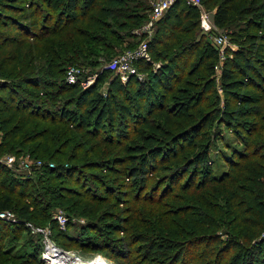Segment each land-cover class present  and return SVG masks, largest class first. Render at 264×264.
<instances>
[{
	"label": "trees",
	"instance_id": "trees-1",
	"mask_svg": "<svg viewBox=\"0 0 264 264\" xmlns=\"http://www.w3.org/2000/svg\"><path fill=\"white\" fill-rule=\"evenodd\" d=\"M18 1L21 4H15V0H0V75L10 78L8 81L0 79V130L6 139L0 143V153L8 146L7 139L16 138L33 118L36 120L34 130L30 135L21 137L18 144L46 136L48 129L37 128L39 122L48 120L55 124L65 123L67 128L74 127L99 138L95 143L97 147L102 142L108 146L121 145L118 151L130 149L128 142L133 138L132 133L146 142L143 146L148 147L138 164L131 154L126 159L116 155V152L114 157L101 159L102 164L95 161L81 166V170L76 165L64 167L62 164L45 169L50 181L61 180L62 185L58 188L52 185L45 187L42 182L47 179L40 174L36 181L26 176L11 175L0 163V211L13 210L19 218L18 222L0 220V264H47L40 256L41 241L38 244L35 240L31 243L28 241V249L24 253L11 255L12 250L9 249V245L18 241L24 233L26 221H32L35 217L42 221L51 219L50 197L42 195L54 191L60 198L70 193L79 195L73 191L72 182L78 184L87 175L103 185L97 175L84 170H114L108 165L102 166L107 161L129 163V178H140L145 184L151 168H156L164 160L168 162L177 158L179 152L190 146H196V138L210 122L209 115L202 112L201 104L208 92L219 53L209 35L204 33L199 38L198 7L188 4L186 0H175L158 21L157 30L148 43L152 58L165 59L166 64L153 72L149 62L139 60L140 71L148 72L146 80L130 76L124 83L118 76L110 82L106 96L100 91L94 94V87L82 89L79 82L68 83L65 71L63 73L66 67L64 61L71 59L70 62H79L80 58H86L83 61L90 59L91 62H98L100 51L105 47L106 51L113 50L111 39H121V30L131 34L133 28L146 20L150 5L145 0ZM203 5L216 10L214 21L219 26L227 24L233 12L248 24L249 29L260 30L264 22V2L258 3V0H203ZM117 16H122L124 20H117ZM111 19L114 20L113 25ZM244 23L236 32L244 46L227 57L221 78L227 95L226 103L251 104L244 107L246 113L243 114L254 117L243 126L247 134L244 143L249 150L247 153L238 152L236 155L239 159L229 161L231 169L217 179L228 177V172L233 174L235 166L244 160L239 169L248 173L245 178L259 190L254 192L245 188L252 191L249 202L252 207L242 211L249 213L243 217L244 227L241 229V233L246 234L247 242L238 237L222 239L216 233L177 240L166 235L153 236L142 232L134 234L133 241L140 243L137 250H144V260L156 259L163 264H222L231 255L228 264H264V236L257 238L264 229V198L261 197L264 194V141L253 139L260 130H264V103L253 105L264 101V30L261 34L255 31L244 33ZM87 24L92 27L88 28ZM255 40L259 43L250 45ZM57 59L59 63H55ZM57 67V73L64 74L59 80L55 78ZM102 71L103 74L112 72L108 68ZM240 88L243 92L246 89L255 91L257 98L251 93H240ZM242 96L244 99L240 98ZM169 98L174 100L173 105L172 101L166 103ZM143 99L147 102L146 110L140 105ZM179 115L185 121H176L174 117ZM155 118L161 119L167 126L179 128L178 131L174 133L172 129L158 125L157 130L170 137L162 142V137L144 135L145 126ZM106 121L108 128L103 129ZM60 133V130L51 132L46 139L49 146L52 143L55 148L59 146L57 140L62 136ZM143 146L135 148L143 150ZM187 158L182 164L194 162L193 154ZM183 168L182 171L176 169L170 172L173 180L188 174L189 169ZM188 179V184L190 181L192 183L194 175H189ZM37 182L41 184L40 191ZM256 215L263 217L262 221ZM85 231L86 228L82 234ZM59 237L60 244L57 243L65 249L75 244L76 240L71 236L65 237L60 233ZM201 244H204L203 249H200Z\"/></svg>",
	"mask_w": 264,
	"mask_h": 264
},
{
	"label": "rangeland",
	"instance_id": "rangeland-1",
	"mask_svg": "<svg viewBox=\"0 0 264 264\" xmlns=\"http://www.w3.org/2000/svg\"><path fill=\"white\" fill-rule=\"evenodd\" d=\"M145 1L150 5L149 0ZM260 2H264V0H258V3ZM15 4H21V2L15 0ZM203 6V10L210 12V21L215 24L214 14L216 10ZM131 10L133 11V6ZM203 10L198 8L200 17L199 38L204 34L201 27ZM116 19L119 21L124 20L122 16H117ZM160 19L161 17L154 19L150 9L147 10L146 20L140 26L133 28L130 32L131 34L121 30V39L116 37L111 39L113 41V48L111 46L113 50L109 49L106 51L105 47L104 50L100 51L98 62H91L90 59L83 61L86 58H80L79 62H70L71 59H68V61H64L66 67L63 68V73L65 71V75L57 73L58 67L55 69L56 80L62 79L63 75L68 80V72L73 70L75 74H78V79L74 83L79 82L82 89L94 87L95 89L93 91L92 88V93L95 94L100 91L104 96L108 93L110 82L118 76L124 83L130 76H136L141 81L146 80L148 72L140 71L141 69L137 64L139 60L149 62L153 72H157L160 67L166 64L167 60H155L150 53L149 56L141 55L130 63L132 69L135 67L137 72H130L125 80L121 76L122 73L120 74L118 70L111 68L112 72L110 74H103L102 70L109 67V62L113 58L133 54L143 43L148 44L150 38L157 30ZM110 23L113 25L114 20L111 19ZM226 23L223 26L215 24L216 33L224 35L226 41L224 45L216 46L219 53V59L216 62L218 67H215V71L211 75V83L207 87L208 92L203 96L204 102L201 104L202 112L209 115L210 122L196 138L198 144L188 147L189 149H185L182 153L179 152L177 158L168 162L164 160L156 168H151V173L145 184H142L140 178L133 180L129 178V163L107 161L102 166L106 167L108 165L114 170L107 169L104 171L99 168L84 170L97 175L102 180L103 185L95 181L91 175H87L78 184L72 182L73 191L79 193V195L70 193L60 198L56 191L53 193L47 192L45 196L42 195L45 198L50 197L48 202L51 201V219L42 221L35 217L32 221H26V229L20 239L9 245V249L12 250L11 255L27 251L26 243L28 241L31 243V241L35 240L37 244L38 241H41V258L47 264H53L51 260L47 259L46 252L48 249L44 253L45 258L42 254L44 252V233L41 230L43 229H48L52 239L54 240L55 238L57 241H54L59 244L60 233H63L65 237L66 235L73 237L76 241L69 250L74 251L84 262L102 258L107 264H163L162 262H157L158 260L156 259L144 260L142 257L144 250H137L140 243H134L133 235L142 232L153 236L166 235L177 240H188L189 238L200 237V235H213L215 233L221 236L222 239L238 237L243 242L246 240V234L241 233V229L244 227L243 217L248 216L249 213H242V211L252 207L251 203H249L252 191L248 190H255L254 192H259V190L249 179L245 178L248 173L239 169L240 163H244V160L235 166L233 174L228 172V177L217 179L231 169L232 166L229 161L239 159L237 158L238 155H236L238 152H248L249 149H246L247 146L244 143L247 134L243 126L247 125L248 120L254 119V117L243 115L246 113L244 107L251 104L244 102V104L226 103L227 95L221 78L222 67L228 56L231 57L232 53L244 46L241 44L244 42H241L239 34L236 33L240 30L239 28L244 21L236 12H233ZM86 26L88 28L92 27L89 24ZM244 30H246L244 33L255 31L261 34L264 30V22H262L260 30L249 29L248 24L244 23ZM255 41L250 43V45L259 43L257 42L258 40ZM106 55H108L107 58L105 57ZM91 60H94V57H91ZM55 63H59V60H55ZM45 65L47 64L45 63ZM137 73L142 78H139ZM0 79L10 80V78H4L1 75ZM238 91L243 94L251 93V96L257 98L256 92L251 89H246L243 92L240 88ZM218 96L219 99H217ZM240 98L244 99V96ZM171 101L172 99L169 98L166 103ZM173 101L171 105H173ZM260 103L263 104L264 101L256 102L253 105H260ZM146 104V100L143 99L140 104L143 110H146ZM45 105L49 106L46 103ZM86 105L87 103L85 107ZM262 111L264 113V107ZM174 118L178 122L185 121V118L181 115ZM34 121L36 120L33 118L31 122L27 123L16 138L7 139L8 146L0 153V163L5 165L11 175L14 176H26L36 181L40 178H38V174L43 175L47 179L42 182L45 187L52 185L58 188V186L62 185L61 180L54 179V181H50L49 175L45 172V169L55 168L59 164L64 167L76 165L81 170V166L83 167L95 161L102 164L101 159L114 157L116 152V155H121V157L126 159L131 154L136 158V163L138 164L143 153H147L148 147L143 146L146 142L137 138L133 133V138H130L131 140L128 142L131 145L129 146L130 149L122 150L124 149L122 148L121 151H118L121 145L108 146L100 142L99 147H97L95 143L98 142L99 138L88 135L74 127L69 128V126L67 128L65 123L55 124L48 120L39 122V128H37L48 129L46 136L35 141H23L18 144L21 137L32 133ZM262 123H264V120ZM158 125L166 126L172 129L174 133L179 129L167 126L161 119L155 118L145 126L146 128L143 127L145 130L142 133L147 136L162 137L160 142L169 139V136L157 130L156 127ZM107 128L108 123L106 121L103 129ZM57 130L61 131L60 134L62 136L57 140V145L59 146L55 148V144L52 143L49 146L46 139L48 136L50 137L51 132ZM83 133L84 136H82ZM123 139L124 137H122ZM253 139L264 141V130H260L257 137ZM2 140L5 141L6 139L4 138V132L0 130V143ZM62 141H64L63 145L61 144ZM12 145L14 147L9 148ZM139 146H143L144 149L135 148ZM54 149L55 151L52 152ZM52 154L53 156L51 157L50 155ZM191 154H193L194 162L182 164L184 159ZM9 156L14 157L13 166L2 162ZM111 159L113 160V158ZM38 160L41 161L40 165L31 164L28 166L26 162H36ZM182 168L189 169L188 174L181 179L173 180L170 172L176 169L182 171ZM236 169L239 170L237 171ZM192 174L194 179L192 183L190 181V184H188L189 175ZM40 186L41 184L38 183L37 189L39 191ZM245 188L249 189L246 190ZM168 191L171 192L168 193ZM166 192V196L161 198ZM236 194L238 196L235 198ZM261 197L264 198V194H261ZM58 214L65 216L66 223L60 224V221L54 216ZM256 217L260 221L263 219L259 215H256ZM84 228H86V231L82 234ZM263 236L264 229L257 238ZM58 243L57 245L62 249L61 251H65L64 247ZM52 247L57 248L54 244H52ZM203 248L204 244H201L200 249ZM230 256L228 255V258L222 264H228ZM188 258L189 256L186 257V259Z\"/></svg>",
	"mask_w": 264,
	"mask_h": 264
},
{
	"label": "built area",
	"instance_id": "built-area-1",
	"mask_svg": "<svg viewBox=\"0 0 264 264\" xmlns=\"http://www.w3.org/2000/svg\"><path fill=\"white\" fill-rule=\"evenodd\" d=\"M150 2V11H151V15L154 19H158L160 17H162L164 15V13L172 6V4L175 2V0H149ZM186 2L188 4H191V5H194L198 8H200L201 10H203L202 7L203 4H202V0H186ZM202 5V6H201ZM210 12L208 13V11L206 12L205 10H203L202 12V16H201V27L204 31L205 34L209 35L212 39H213V43L215 44V46H221L222 44L224 45L225 44V37L224 35L222 34H217L215 29H216V26L213 22L210 21ZM149 50H148V44L146 43H143L139 49H137L133 54H130V55H126V56H123V57H115L113 58L110 62H109V69H114V70H118L119 73L121 74L122 73V78L125 80L128 76V74L130 72H137L136 68L131 67L130 63L131 61L141 55H146V56H149ZM151 58V57H150ZM158 67V66H157ZM215 67H218V65L216 64ZM221 67V66H220ZM139 78H142L140 77L141 75H139V73H137ZM78 79V74L73 71V70H70L68 72V82L70 83H74L76 80ZM2 162L6 165H9V166H13V162H14V157L13 156H9L7 157L4 161L2 160ZM28 166H30L31 164H36V165H40L41 164V161L38 160L36 162H32V161H26ZM54 166V165H52ZM55 218H57L59 221H60V224H64L66 223V218L64 215L62 214H58V215H54ZM0 220H4V221H8V222H18L19 221V218L17 217V214L13 211V210H9V209H6V210H1L0 211ZM41 232L44 233V238H43V244H44V252L42 253L43 254V257H44V253L46 251V249L48 248L49 245H56L58 249H60V247L57 245V243L52 239L51 235H50V232L49 230H41ZM62 250V249H60ZM64 250L66 252H73L74 255H76L78 258L79 256L74 252V251H71L69 249H65ZM45 258V257H44ZM51 264V263H50Z\"/></svg>",
	"mask_w": 264,
	"mask_h": 264
},
{
	"label": "bare ground",
	"instance_id": "bare-ground-1",
	"mask_svg": "<svg viewBox=\"0 0 264 264\" xmlns=\"http://www.w3.org/2000/svg\"><path fill=\"white\" fill-rule=\"evenodd\" d=\"M47 249V259L51 260L53 264H107L102 258L84 262L74 255L73 252L69 253L61 251L56 247H52V245H50Z\"/></svg>",
	"mask_w": 264,
	"mask_h": 264
}]
</instances>
